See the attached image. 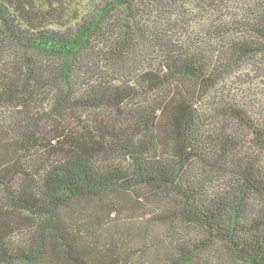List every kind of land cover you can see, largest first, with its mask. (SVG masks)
Segmentation results:
<instances>
[{
	"label": "trees",
	"instance_id": "16d2710c",
	"mask_svg": "<svg viewBox=\"0 0 264 264\" xmlns=\"http://www.w3.org/2000/svg\"><path fill=\"white\" fill-rule=\"evenodd\" d=\"M81 2L0 0V264H264V105L224 89L264 0ZM127 197L191 231L131 244Z\"/></svg>",
	"mask_w": 264,
	"mask_h": 264
},
{
	"label": "rangeland",
	"instance_id": "374dc122",
	"mask_svg": "<svg viewBox=\"0 0 264 264\" xmlns=\"http://www.w3.org/2000/svg\"><path fill=\"white\" fill-rule=\"evenodd\" d=\"M68 2L70 5L77 6L81 4V0H62ZM191 19V24H195L199 15H194ZM187 18V17H186ZM224 89L226 96L229 98L236 97L242 99L249 108L258 112H262V104L264 105V57H254L246 59L241 68L236 71L233 76L224 81ZM2 116H9V113L1 114ZM125 207L121 215L115 216L114 225H117L116 232L118 235L127 232L131 244L137 246L138 242L145 246L146 251L153 252L155 248L165 250L170 234L189 233L190 228H187L179 221L173 222L171 225L164 226L156 222L153 217L158 212L159 205L154 204L147 206V202L141 201L134 203V201L127 197ZM133 201V203H132ZM109 223L110 227L114 225ZM113 225V226H111ZM174 231V232H173ZM166 242V243H163ZM140 244V243H139ZM219 264H231L228 259L221 257Z\"/></svg>",
	"mask_w": 264,
	"mask_h": 264
}]
</instances>
